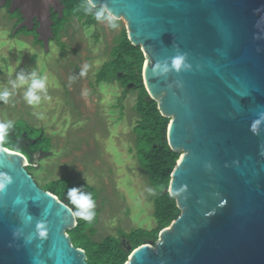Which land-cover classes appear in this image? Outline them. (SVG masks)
<instances>
[{
  "label": "water",
  "instance_id": "1",
  "mask_svg": "<svg viewBox=\"0 0 264 264\" xmlns=\"http://www.w3.org/2000/svg\"><path fill=\"white\" fill-rule=\"evenodd\" d=\"M54 1L19 2L49 22ZM96 3L126 22L144 53V86L180 154L169 186L180 215L155 245L128 246L125 264H264V0ZM181 54L188 70L151 74ZM29 163L0 146V173L12 180L0 193V264H89L68 234L78 224L74 209L36 183Z\"/></svg>",
  "mask_w": 264,
  "mask_h": 264
},
{
  "label": "rangeland",
  "instance_id": "2",
  "mask_svg": "<svg viewBox=\"0 0 264 264\" xmlns=\"http://www.w3.org/2000/svg\"><path fill=\"white\" fill-rule=\"evenodd\" d=\"M13 24L8 12L0 9V88L19 71L28 74L37 70L48 77L51 97L29 106L23 99L24 89H20L8 104L0 103V121L10 119L19 127L36 128L33 138L44 135L39 143L43 153H35L32 161L28 157L32 166L28 172L41 188L68 180L97 191L99 222L94 234L88 232L93 242L107 237L129 238L140 230L156 228L154 200L158 192L142 168L145 163L137 140L141 117L135 106L138 89H122L116 78L112 84L102 81L97 87V73L114 59L113 49L126 31V22L119 19L120 27L113 30L97 22L86 27L71 16L48 51L33 45L32 37L25 42L19 40L21 36L12 39ZM85 64L89 70L80 77ZM73 76L76 79L70 81ZM85 91L87 95H83ZM36 114L45 118L40 120ZM19 141L28 142L26 138ZM165 192L171 195L169 187ZM147 244L153 245L150 241Z\"/></svg>",
  "mask_w": 264,
  "mask_h": 264
},
{
  "label": "trees",
  "instance_id": "3",
  "mask_svg": "<svg viewBox=\"0 0 264 264\" xmlns=\"http://www.w3.org/2000/svg\"><path fill=\"white\" fill-rule=\"evenodd\" d=\"M66 2L69 14L82 20L86 27L95 25L94 18L86 16L80 7L83 0H66ZM112 55L114 59L108 62L106 66L107 81L110 82L113 78H118L117 74H123L120 76L121 78L124 76L132 78L136 81L137 88L140 90L135 105L141 116L137 125V140L141 146L140 156L145 163L143 167L149 173L151 185L158 192L157 198L155 197L154 200L157 226L151 231L140 230L131 234L129 238L107 237L102 242L96 243L91 240L88 232L95 233V226L99 222L98 209L95 208L96 216L91 222H86L78 217L77 227L72 231H68V234L75 247L86 251L89 264H125L130 256L127 245L133 250L147 244L148 241L155 245L161 231L169 227L180 215L176 200L168 192H165L170 186L171 175L179 160V155L171 150L167 141L169 119L161 115L157 102L150 98L144 86L142 76L145 63L144 53L140 47L131 44L127 31H124L119 44L114 47ZM100 80H103V78L101 77ZM14 125L8 137L0 142V146L21 152L32 161L33 155L42 149L39 143L44 139V135L40 133V138H33L37 131L36 128L29 125L19 127L16 123ZM27 128H29L28 131ZM25 138L28 142L22 144L19 140ZM31 167L28 166L27 170H30ZM73 187L85 193H92L95 201H97V193L93 188L86 185L77 187L69 183L68 180L53 181L43 189L57 195L61 201L74 209L67 196V191Z\"/></svg>",
  "mask_w": 264,
  "mask_h": 264
},
{
  "label": "clouds",
  "instance_id": "4",
  "mask_svg": "<svg viewBox=\"0 0 264 264\" xmlns=\"http://www.w3.org/2000/svg\"><path fill=\"white\" fill-rule=\"evenodd\" d=\"M82 11L86 16H92L97 23L105 24L110 29L116 30L120 27L119 17L107 4L97 6L96 0H83L80 5ZM161 73H167L170 69L176 71L188 70L189 65L186 63L185 55H176L171 59V64L155 63L152 66V75L157 74V70ZM89 65L85 64L80 73V77L87 75ZM75 76L70 77V81H74ZM48 77L40 74L37 70H32L30 73L25 74L24 71H19L15 74L14 79H10L7 85L0 88V103L8 104L10 98L17 90L24 89L23 99L29 106L40 105L42 100H50L47 89ZM83 95H87L85 91ZM35 114V113H34ZM37 118L43 120L45 117L42 114H36ZM260 121H254L251 130L255 133L257 124ZM14 122L12 120L0 121V142H3L9 135L10 130L14 128ZM12 182L9 175L0 173V193L7 190L8 185ZM151 191V189L149 190ZM180 191L176 189V193ZM67 196L71 204L74 206L73 215L83 219L86 222H91L96 216L95 208L96 201L92 193H85L78 188H71L67 191ZM23 201L20 197L16 198L15 203L20 204ZM37 234L40 238H46L48 236L47 225L39 223L37 225Z\"/></svg>",
  "mask_w": 264,
  "mask_h": 264
},
{
  "label": "flooded vegetation",
  "instance_id": "5",
  "mask_svg": "<svg viewBox=\"0 0 264 264\" xmlns=\"http://www.w3.org/2000/svg\"><path fill=\"white\" fill-rule=\"evenodd\" d=\"M19 1L20 0H0V9L1 10L4 9L8 12L9 20H12V19L14 20V24H13L12 30H11V35H13L12 39H17V37L21 36V39H19V40L25 42V40L28 37H32L33 45H39L41 47V49H43V50H45V48H46L48 51L50 44L55 43V41L57 39H59V35H60L59 32H60L61 28H63L65 26L68 19L71 16L76 17V16L71 15V14H69V16H66V11H67L66 0H55L54 1L55 6L54 7L50 6V8H49L50 9V11H49L50 17L48 19L49 22L46 20H42V22L44 21V23H42L39 15L38 16L33 15V14L27 12L26 10H23V8L21 7V3ZM12 13H14V14L16 13V14H18V16H12ZM80 21H82V20H80ZM60 23H63V24L59 25ZM108 62L107 63L105 62L103 67L97 73V87H100V83H102V81H104L105 83L108 82L107 81L108 72L106 70V66L108 65ZM121 75H123V74H117L118 78ZM101 77L103 78V80H100ZM118 78H116V79H118ZM120 78L118 79V81H119L118 83L120 84V87L122 89L124 87L130 88L132 86L134 88L138 89L136 81L133 80L132 78L125 77V76L121 79ZM112 80L109 83L112 84V82H113ZM116 88H118V87H116ZM139 92H140V90L138 89V93ZM138 97H139V94H138ZM121 99H122V96H121ZM39 151H42V150L40 149ZM178 155L180 158V154H178ZM142 168H144V167L142 166ZM147 173H148V171H147ZM148 180L150 182L149 173H148ZM150 184H151V182H150ZM96 193H97V191H96ZM97 198H98V194H97Z\"/></svg>",
  "mask_w": 264,
  "mask_h": 264
}]
</instances>
